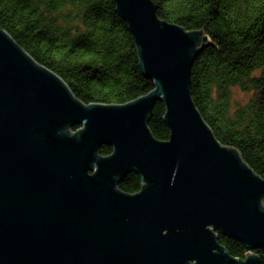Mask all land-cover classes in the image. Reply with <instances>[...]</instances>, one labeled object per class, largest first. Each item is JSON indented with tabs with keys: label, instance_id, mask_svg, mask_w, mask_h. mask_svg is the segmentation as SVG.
I'll use <instances>...</instances> for the list:
<instances>
[{
	"label": "water",
	"instance_id": "1",
	"mask_svg": "<svg viewBox=\"0 0 264 264\" xmlns=\"http://www.w3.org/2000/svg\"><path fill=\"white\" fill-rule=\"evenodd\" d=\"M115 2L155 85L123 105L81 102L0 27V264H262L264 178L191 94L207 35L160 19L153 0ZM158 100L167 141L148 127ZM130 173L135 194L118 188Z\"/></svg>",
	"mask_w": 264,
	"mask_h": 264
},
{
	"label": "trees",
	"instance_id": "2",
	"mask_svg": "<svg viewBox=\"0 0 264 264\" xmlns=\"http://www.w3.org/2000/svg\"><path fill=\"white\" fill-rule=\"evenodd\" d=\"M153 2L160 19L207 35L192 67L193 101L216 138L238 149L264 178V0ZM0 27L85 104L123 105L155 88L142 72L133 35L115 0H0ZM234 87L256 98L234 105ZM165 115L166 105L158 100L148 127L160 141L171 134ZM112 152L108 145L99 149L101 156ZM118 188L135 194L142 179L130 173ZM219 242L233 257L249 253L229 237L220 235ZM255 253L264 264V249Z\"/></svg>",
	"mask_w": 264,
	"mask_h": 264
},
{
	"label": "rangeland",
	"instance_id": "3",
	"mask_svg": "<svg viewBox=\"0 0 264 264\" xmlns=\"http://www.w3.org/2000/svg\"><path fill=\"white\" fill-rule=\"evenodd\" d=\"M253 98H256V93L243 91L239 87L232 89V102L234 105L244 106Z\"/></svg>",
	"mask_w": 264,
	"mask_h": 264
}]
</instances>
